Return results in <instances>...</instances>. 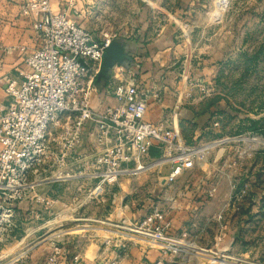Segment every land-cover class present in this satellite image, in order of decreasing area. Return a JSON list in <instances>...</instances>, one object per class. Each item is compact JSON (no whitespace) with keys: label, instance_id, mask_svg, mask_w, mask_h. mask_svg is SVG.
Here are the masks:
<instances>
[{"label":"built area","instance_id":"obj_1","mask_svg":"<svg viewBox=\"0 0 264 264\" xmlns=\"http://www.w3.org/2000/svg\"><path fill=\"white\" fill-rule=\"evenodd\" d=\"M53 2L27 0L21 10L33 19L40 46L29 53L25 47L15 48L27 53L25 64L30 71L21 81L9 80V106L0 113V248L16 229L19 204L41 205L46 212H54L53 217L58 216V199L48 194L49 186L73 190L67 207L73 215L108 200L114 208L119 195L113 189L123 178L153 171L162 174L169 168L165 182L172 186L194 168L201 153L197 146L186 144L177 119V111L192 96V88L179 93L170 120L149 122L146 114L151 104L161 101V89L154 85L144 88L132 70L120 67L117 78L121 81L104 90L112 101L102 106L94 103L97 76L113 35L95 40L68 12L54 11ZM195 85L206 90L191 82ZM216 192L213 186L207 196ZM123 199L120 207L127 209ZM164 200L166 206L153 203L137 221L125 217L116 223L93 220L123 230L118 232V240L104 238V249L109 253L115 249L118 254L110 264H117V256L137 241L159 249L166 257L186 252L189 242L171 233L170 212L177 208L176 201L167 193ZM224 213L222 208L219 220ZM34 214L37 219L42 215ZM64 239H51L44 264H63ZM27 251L12 258L0 257L6 262L0 264H15Z\"/></svg>","mask_w":264,"mask_h":264},{"label":"rangeland","instance_id":"obj_2","mask_svg":"<svg viewBox=\"0 0 264 264\" xmlns=\"http://www.w3.org/2000/svg\"><path fill=\"white\" fill-rule=\"evenodd\" d=\"M138 1L114 3L130 12L139 3L159 15L177 14L185 51L179 71L185 76L178 75L176 82L191 84L197 79L206 87L191 86L192 96L182 108L193 111V116L180 122L186 144L197 146L201 153L194 168L186 171L185 179L166 188L177 207L191 202L198 191H205L207 196L209 188L217 187L213 197L199 200L202 207L182 227L173 230L176 238L190 245L186 252L168 255L164 264H264V0ZM158 175L153 171L124 180V190L131 192L129 199L137 202L157 194ZM185 188L188 195L178 193ZM121 191L118 186L113 189L119 195L114 223L122 214ZM70 202L63 200L66 208L57 210L58 216L36 233L39 237L49 230L46 245L32 248L26 242L20 245L9 240L1 246L0 257L12 258L28 250L15 264H43L52 238L79 234L59 227L63 222H72L66 212ZM162 203L167 205L164 199ZM222 208L225 213L219 220ZM78 213L74 212V217ZM109 228L111 237L120 239L118 232L123 230ZM19 234L20 238L26 236L23 231ZM90 234L92 238L84 237L86 241L99 240L98 232Z\"/></svg>","mask_w":264,"mask_h":264},{"label":"crops","instance_id":"obj_3","mask_svg":"<svg viewBox=\"0 0 264 264\" xmlns=\"http://www.w3.org/2000/svg\"><path fill=\"white\" fill-rule=\"evenodd\" d=\"M26 1L0 0V113L6 112L9 106L10 98L6 92L7 83L12 79L17 81L24 79V74L30 71V68L25 64V56L40 46L39 35L33 28V19L21 12ZM137 2L139 1L137 0ZM138 4L135 5L132 12L126 8L119 9L115 6L114 0H54L52 7L56 12H68L69 16L74 17L83 28L93 34L95 40L113 35V42H117L121 51L129 57L123 64L117 63L113 68L102 65L97 76L98 94L94 103L102 106L112 101L106 97L104 90L109 84L121 81L122 78H117V74L119 68L123 67L125 70H132L144 88L154 85L161 89V101L151 104L146 114L147 121L158 123L162 120H170L174 116L173 110L177 104L179 93L192 87L188 83L182 82L179 85L176 82L178 75L185 76L179 71L180 58L185 51H183V44L178 32L177 14L173 13L166 17L151 11L146 5ZM18 47H25L28 52L22 53L15 50ZM191 82L198 83L197 79ZM182 106L177 111L179 127L180 122L193 116V111L186 107L182 108ZM1 148L0 144V151ZM156 153L153 152V154ZM168 172L169 168H165L164 172L157 176L159 181V184L156 185L158 187L157 194L145 196L137 202L131 201L129 199L131 192L123 188L124 180H131V178H123L118 188L122 189L121 198H125L124 204L128 205V208L121 209L120 218L125 217L137 221L150 211L153 203L162 204L166 193L169 194V189L166 188L169 184L165 182ZM187 172L180 176L175 183H178L180 179H185L184 176L188 175ZM185 189L186 191L183 189L178 193L182 196L188 195L189 190ZM48 190L50 196L58 199L56 211H60V209L63 211L66 208L63 206V200L70 202L74 194L73 190L57 184L49 186ZM204 193L205 191H198L191 202L179 203L177 208L183 210H173L171 233L182 227L186 219L191 218L193 212L202 207V205L199 206L201 203L199 200L207 199ZM160 194H162L161 198L157 200ZM35 206L31 208L30 204L26 202L19 204L15 217L16 229L11 234L10 241L20 245L26 242L25 245L32 248L39 244L46 245L50 238L47 236L49 230L39 237H36V233L47 226L53 219L54 212H46L41 205ZM34 212H41V217L37 219ZM66 212L68 220L72 222H63L59 224V227H67L79 234L65 237L63 243L66 254L63 257V264H110L111 259L118 255L115 249L113 253L104 249L103 241L105 237L111 236V228L106 223L99 225L96 223L100 222L93 221L99 218L105 222L113 220L114 208L111 207L110 201L80 210L75 215L76 220L71 219L74 218V215ZM22 231L26 232V236L20 238L19 233ZM93 231L99 233V240L86 241L85 238H89L87 240L92 238L90 232ZM78 255L81 258L79 261H75L74 258ZM166 260L167 257L163 256L159 249L149 248L145 243L139 241L131 245L125 254L121 253L117 256V264H159V261L160 264H164Z\"/></svg>","mask_w":264,"mask_h":264},{"label":"water","instance_id":"obj_4","mask_svg":"<svg viewBox=\"0 0 264 264\" xmlns=\"http://www.w3.org/2000/svg\"><path fill=\"white\" fill-rule=\"evenodd\" d=\"M128 58L129 57L121 51L118 43L112 42L111 46L105 52L103 65L107 68H113L117 63L123 64Z\"/></svg>","mask_w":264,"mask_h":264},{"label":"trees","instance_id":"obj_5","mask_svg":"<svg viewBox=\"0 0 264 264\" xmlns=\"http://www.w3.org/2000/svg\"><path fill=\"white\" fill-rule=\"evenodd\" d=\"M153 152H155L154 150L152 151V155H156V154H153Z\"/></svg>","mask_w":264,"mask_h":264}]
</instances>
